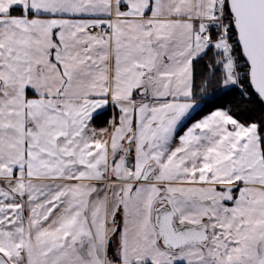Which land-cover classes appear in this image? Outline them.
<instances>
[{"label":"snow or ice","instance_id":"1","mask_svg":"<svg viewBox=\"0 0 264 264\" xmlns=\"http://www.w3.org/2000/svg\"><path fill=\"white\" fill-rule=\"evenodd\" d=\"M0 264H264V0H0Z\"/></svg>","mask_w":264,"mask_h":264}]
</instances>
